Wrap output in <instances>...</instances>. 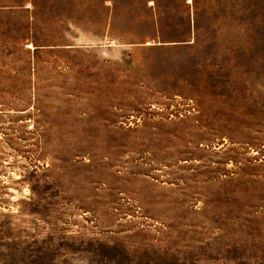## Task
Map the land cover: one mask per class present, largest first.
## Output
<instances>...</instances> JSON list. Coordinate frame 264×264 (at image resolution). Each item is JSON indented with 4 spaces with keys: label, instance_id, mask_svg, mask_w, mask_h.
I'll return each instance as SVG.
<instances>
[{
    "label": "rangeland",
    "instance_id": "1",
    "mask_svg": "<svg viewBox=\"0 0 264 264\" xmlns=\"http://www.w3.org/2000/svg\"><path fill=\"white\" fill-rule=\"evenodd\" d=\"M0 264H264V0H0Z\"/></svg>",
    "mask_w": 264,
    "mask_h": 264
}]
</instances>
